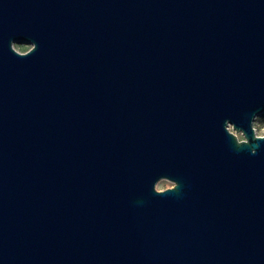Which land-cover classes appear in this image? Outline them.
Returning a JSON list of instances; mask_svg holds the SVG:
<instances>
[{
	"label": "water",
	"instance_id": "water-1",
	"mask_svg": "<svg viewBox=\"0 0 264 264\" xmlns=\"http://www.w3.org/2000/svg\"><path fill=\"white\" fill-rule=\"evenodd\" d=\"M262 113L264 0H0V264H264Z\"/></svg>",
	"mask_w": 264,
	"mask_h": 264
},
{
	"label": "rangeland",
	"instance_id": "rangeland-1",
	"mask_svg": "<svg viewBox=\"0 0 264 264\" xmlns=\"http://www.w3.org/2000/svg\"><path fill=\"white\" fill-rule=\"evenodd\" d=\"M32 44L30 42H15V47L21 52L27 51ZM254 126L256 128L257 134L258 135H264V113L258 115L255 120H254ZM238 136L240 139L245 138L244 134L242 132H238ZM174 185V182L169 179H161L158 181L156 188L158 190H164L168 187H171Z\"/></svg>",
	"mask_w": 264,
	"mask_h": 264
}]
</instances>
